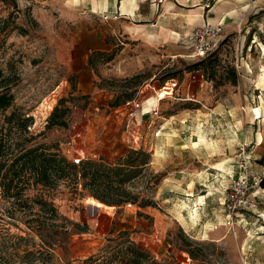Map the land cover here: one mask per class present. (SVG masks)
<instances>
[{
    "label": "rangeland",
    "instance_id": "rangeland-1",
    "mask_svg": "<svg viewBox=\"0 0 264 264\" xmlns=\"http://www.w3.org/2000/svg\"><path fill=\"white\" fill-rule=\"evenodd\" d=\"M258 19L264 25V16ZM118 31L101 14L92 15L86 0H0V94L12 96L11 105L0 110V141L5 147L0 158V264H81L105 244L111 230L113 236L128 231L129 239L159 264H247V221L239 223L238 217L227 226L218 220L226 193L221 201L202 200L198 216L190 214L195 217L193 228L183 230L163 215L171 209L188 211L192 202L182 199L159 208V180L149 166L131 182L137 198L131 207L106 211L85 199L89 195L81 185L80 196L62 184L24 189L18 202L3 196L2 175L11 156L37 145L71 163L79 157L116 163L131 147L127 115L135 111L117 108L126 100L144 101L158 92L166 96L168 86L172 97L158 108L163 115L187 112L189 106L201 108L203 103L209 108L220 99L264 101V71L259 73L264 65V29L258 32L263 40L246 29L221 35L218 62L206 80L210 88L194 98L198 102L187 100L183 87L206 57L165 58L162 51L133 43ZM56 106L66 109L67 126L46 131L44 124ZM238 110L245 115L247 109ZM37 200L47 201L54 210H40ZM143 200L153 201L151 207L161 213L156 222L144 213L146 207H139ZM76 225H85L84 233H78ZM88 241L89 248L82 246ZM185 249L192 251V259Z\"/></svg>",
    "mask_w": 264,
    "mask_h": 264
},
{
    "label": "crops",
    "instance_id": "crops-1",
    "mask_svg": "<svg viewBox=\"0 0 264 264\" xmlns=\"http://www.w3.org/2000/svg\"><path fill=\"white\" fill-rule=\"evenodd\" d=\"M86 1L92 15L101 14L104 21L115 23L127 40L160 50L163 57L170 59L190 57L193 54L190 33L194 27L206 23H221L225 36L246 29L245 33L249 31L262 39L258 32L264 29L258 19L264 16V0ZM262 65L259 73L264 71ZM164 88L170 91L169 95L155 93L141 101L143 113L130 112L127 121L139 136L141 149L150 154L148 166L155 180H159L160 190L155 193L158 207L182 199L192 202L188 211L182 209L177 213L171 209L163 215L188 230L194 226L190 223L198 216L202 200L224 198L240 156L249 157L252 175H258L264 167V101L252 104L249 100L220 99L209 108L203 103L201 108L189 106L184 110L187 112L163 115L158 114L159 105L167 96L172 97V89ZM183 88L187 100L197 101L194 98L206 94L210 87L201 71H193ZM243 107L247 109L245 115L238 110ZM150 109H156L157 113L142 116ZM250 198L255 206L252 210L243 209L238 222L247 221L244 224L250 257L247 264H264V189ZM143 209L155 222L161 216L154 207ZM194 211L192 218L190 214ZM223 213L218 220L225 221L224 208ZM81 244L89 248L92 243ZM185 259L190 262L187 255Z\"/></svg>",
    "mask_w": 264,
    "mask_h": 264
},
{
    "label": "trees",
    "instance_id": "trees-1",
    "mask_svg": "<svg viewBox=\"0 0 264 264\" xmlns=\"http://www.w3.org/2000/svg\"><path fill=\"white\" fill-rule=\"evenodd\" d=\"M218 48L200 63L201 68L193 70L201 71L205 80L209 79V72L215 70L214 67L218 62ZM231 73L232 83H234L236 76L234 69L231 70ZM11 102L12 96L10 94L6 92L0 94V110L7 109ZM51 105L52 102L47 110L51 109ZM117 107L119 106L117 105ZM43 110L47 114V110ZM65 110L56 106L46 119L44 130L66 127ZM4 148V143L0 141V158L4 156ZM11 157L12 160L2 175L1 186L5 198L14 199L18 202L24 189L37 185L53 189L61 184L71 188L74 194L80 196L81 192H78L77 186L81 185L82 189L89 195L85 199L98 207H103L106 211L136 202L137 198L131 190L133 187L131 182L142 176L143 170L150 162V154L145 150H133L131 148L114 164L82 157L71 163L65 156L49 151L41 145L26 149ZM5 164L6 159L2 161L1 168ZM20 183H23L21 187L19 186ZM261 187L264 189V179ZM36 202L40 210H44L46 206H52L47 201L37 200ZM148 206H154L153 201L143 200L139 203V207ZM50 208L51 211L54 210L53 207ZM76 227L81 231L78 233H84L86 230L85 225L81 228L79 225ZM112 234L113 231H109L110 236L106 239L105 244L98 248L95 254L83 259L81 264H147V262H149L148 264H159L150 258L147 250L140 244L129 239L128 231L120 230L116 235L113 236ZM183 240L186 245L190 244L187 238L183 237ZM185 252L191 259L193 258L192 251L185 249Z\"/></svg>",
    "mask_w": 264,
    "mask_h": 264
},
{
    "label": "built area",
    "instance_id": "built-area-1",
    "mask_svg": "<svg viewBox=\"0 0 264 264\" xmlns=\"http://www.w3.org/2000/svg\"><path fill=\"white\" fill-rule=\"evenodd\" d=\"M222 30L223 27L221 23L215 25L206 23L202 26L194 27L189 38L191 43L190 46L193 50V54L190 57L194 59H202L215 51L219 46ZM174 84L176 85V83ZM174 84H172V86ZM122 106H129L135 112L143 113L144 111L142 103L139 100L126 101ZM156 113V109H150L147 113L144 112L142 116ZM128 124L126 127L130 136V148L133 150H139L141 149L139 136L134 131L132 125L129 127ZM263 179L264 167L258 175H252L250 173L249 157L246 155L239 157L237 172L235 176L231 178L230 186L228 187L226 196L223 200L225 224L227 226L234 224L235 219L240 216L243 209L252 210L254 208L255 203L250 196L256 195V193H259L263 189L261 187ZM131 206L132 205L127 204L125 207Z\"/></svg>",
    "mask_w": 264,
    "mask_h": 264
},
{
    "label": "bare ground",
    "instance_id": "bare-ground-1",
    "mask_svg": "<svg viewBox=\"0 0 264 264\" xmlns=\"http://www.w3.org/2000/svg\"><path fill=\"white\" fill-rule=\"evenodd\" d=\"M93 9H95V8L93 7ZM144 109H145V107H144ZM193 213L196 214V211H194Z\"/></svg>",
    "mask_w": 264,
    "mask_h": 264
},
{
    "label": "water",
    "instance_id": "water-1",
    "mask_svg": "<svg viewBox=\"0 0 264 264\" xmlns=\"http://www.w3.org/2000/svg\"><path fill=\"white\" fill-rule=\"evenodd\" d=\"M97 209V208H96ZM94 210H95V208H94Z\"/></svg>",
    "mask_w": 264,
    "mask_h": 264
}]
</instances>
